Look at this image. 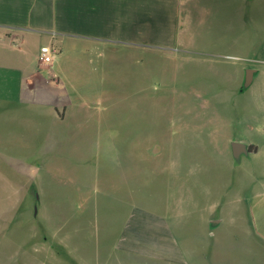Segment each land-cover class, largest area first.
<instances>
[{"label": "crops", "instance_id": "1", "mask_svg": "<svg viewBox=\"0 0 264 264\" xmlns=\"http://www.w3.org/2000/svg\"><path fill=\"white\" fill-rule=\"evenodd\" d=\"M188 1L0 0V111L41 115L63 135L85 133L68 127L80 119L85 105L77 84H94L90 51L107 59L118 49L150 52L181 46L182 8ZM244 14L223 16L222 50L196 52L222 64V85L198 92L196 101L204 105H194L200 111L191 108L188 119L175 118L159 149L147 150L146 163L156 165L157 184L167 199L145 195L136 200L132 173L131 181L122 180L109 194L120 202L117 209L125 208L114 251L158 264H262L264 44L245 51L240 37ZM47 45L58 52L55 81L45 80L39 65L40 49ZM237 96V122H232L229 108ZM111 119H99L100 136ZM150 182V177L141 180L142 188ZM11 232L0 228V247L10 243ZM26 232L24 244L32 246V257H0V264L49 260L52 237L38 242L37 227ZM25 245L16 242L12 251L22 252ZM51 259L52 264H87L79 257ZM102 261L96 264H106Z\"/></svg>", "mask_w": 264, "mask_h": 264}, {"label": "rangeland", "instance_id": "2", "mask_svg": "<svg viewBox=\"0 0 264 264\" xmlns=\"http://www.w3.org/2000/svg\"><path fill=\"white\" fill-rule=\"evenodd\" d=\"M182 10L181 46L150 52L118 49L107 59L90 51L94 84H77L85 105L80 106V119L68 127L85 133L63 135L41 115L0 111V228L12 230L10 243L0 247L1 258L32 257V246L24 241H29L26 231L37 227L38 242L52 237L54 245L45 264L68 256L87 264L99 258L106 264H158L114 251L125 208L117 209L120 202L109 194L122 180L131 181L132 173L136 200L145 195L167 199L157 184L156 165L146 163L147 150L159 149L175 118L188 119L191 108L200 111L194 105H204L196 101L198 92L224 82L218 68L222 64L196 55L223 49V16L245 13L246 25L240 24L245 51L264 44V0H191ZM234 99L229 118L237 122L239 97ZM106 116L112 119L106 120L100 136L99 119ZM148 177L149 186L142 188L141 180ZM261 240L264 264V236ZM16 242L25 245L22 252L12 251Z\"/></svg>", "mask_w": 264, "mask_h": 264}, {"label": "built area", "instance_id": "3", "mask_svg": "<svg viewBox=\"0 0 264 264\" xmlns=\"http://www.w3.org/2000/svg\"><path fill=\"white\" fill-rule=\"evenodd\" d=\"M57 54L58 52L49 45L43 46L40 49L39 65L43 71L45 80L55 81L59 78L57 72L53 69V64Z\"/></svg>", "mask_w": 264, "mask_h": 264}]
</instances>
